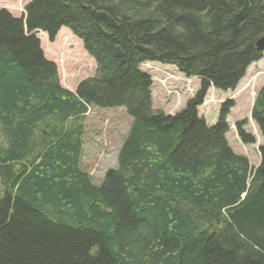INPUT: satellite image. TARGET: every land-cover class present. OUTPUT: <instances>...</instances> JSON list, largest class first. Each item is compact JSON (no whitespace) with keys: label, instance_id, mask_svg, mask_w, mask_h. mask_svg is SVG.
<instances>
[{"label":"trees","instance_id":"trees-1","mask_svg":"<svg viewBox=\"0 0 264 264\" xmlns=\"http://www.w3.org/2000/svg\"><path fill=\"white\" fill-rule=\"evenodd\" d=\"M78 38L95 74L70 91L37 31ZM264 0H29L0 9V264H264V83L251 118L259 164L232 151L210 86L234 90L260 59ZM144 62L199 87L174 114L152 107ZM147 67V66H146ZM230 106V105H228ZM89 107L130 125L99 184L81 167ZM235 123L240 140L255 142Z\"/></svg>","mask_w":264,"mask_h":264},{"label":"rangeland","instance_id":"rangeland-1","mask_svg":"<svg viewBox=\"0 0 264 264\" xmlns=\"http://www.w3.org/2000/svg\"><path fill=\"white\" fill-rule=\"evenodd\" d=\"M28 2L29 0H0V9L20 17L24 15ZM36 36L44 58L56 65L60 86L74 91L79 81L95 74L94 60L70 30L61 28L53 40H49L47 34L42 31L36 32ZM140 69L149 74L152 80V107L165 114L178 112L197 90L196 79L185 78L170 65L144 63ZM263 83L264 51L260 59L248 67L245 76L233 91L221 92L210 88L203 104L197 108L198 115L202 116L209 126L216 123L222 110L227 109L223 120L227 127L226 140L232 151L246 157L252 167L259 164L258 146L263 140L251 120L250 113L255 95ZM243 119L247 120L244 130L255 139L252 144L243 143L237 135L235 123ZM130 120L123 107L88 108L84 120L81 167L91 176L93 183L99 184L105 172L115 168L117 151ZM1 194L0 185V196Z\"/></svg>","mask_w":264,"mask_h":264},{"label":"water","instance_id":"water-1","mask_svg":"<svg viewBox=\"0 0 264 264\" xmlns=\"http://www.w3.org/2000/svg\"><path fill=\"white\" fill-rule=\"evenodd\" d=\"M255 46L257 50H264V35L256 41Z\"/></svg>","mask_w":264,"mask_h":264}]
</instances>
